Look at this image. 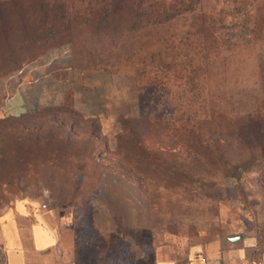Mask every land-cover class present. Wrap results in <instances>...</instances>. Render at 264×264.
I'll return each mask as SVG.
<instances>
[{"label": "rangeland", "instance_id": "374dc122", "mask_svg": "<svg viewBox=\"0 0 264 264\" xmlns=\"http://www.w3.org/2000/svg\"><path fill=\"white\" fill-rule=\"evenodd\" d=\"M61 48L108 71V130L9 111L12 73ZM19 199L89 217L98 264L264 234V0H0V211Z\"/></svg>", "mask_w": 264, "mask_h": 264}, {"label": "crops", "instance_id": "0c3cea01", "mask_svg": "<svg viewBox=\"0 0 264 264\" xmlns=\"http://www.w3.org/2000/svg\"><path fill=\"white\" fill-rule=\"evenodd\" d=\"M112 88L106 69L80 68L67 49L51 50L23 66L10 86L8 109L19 116L68 106L83 120L98 122L104 132L119 117L110 109ZM96 226L89 217L85 223L70 220L54 207L16 200L0 211V264H98ZM148 261L264 264V234L209 236L175 250L154 251Z\"/></svg>", "mask_w": 264, "mask_h": 264}, {"label": "built area", "instance_id": "2783aa9c", "mask_svg": "<svg viewBox=\"0 0 264 264\" xmlns=\"http://www.w3.org/2000/svg\"><path fill=\"white\" fill-rule=\"evenodd\" d=\"M22 71H23V68L17 69L16 71H14V72L12 73V75H11L10 77H13V79H14L15 77H19V76H21ZM40 207H41V208H45V207H46V204H45V203H42V204H40Z\"/></svg>", "mask_w": 264, "mask_h": 264}, {"label": "trees", "instance_id": "16d2710c", "mask_svg": "<svg viewBox=\"0 0 264 264\" xmlns=\"http://www.w3.org/2000/svg\"><path fill=\"white\" fill-rule=\"evenodd\" d=\"M120 1V0H119ZM171 16V14H164V15H160V16H156V15H154V19H156V20H165V19H167L168 17H170ZM21 68V67H20ZM19 69V68H18Z\"/></svg>", "mask_w": 264, "mask_h": 264}]
</instances>
